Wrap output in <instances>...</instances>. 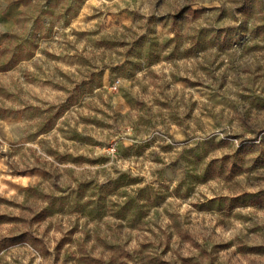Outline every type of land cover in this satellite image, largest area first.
<instances>
[{
  "label": "rangeland",
  "instance_id": "rangeland-1",
  "mask_svg": "<svg viewBox=\"0 0 264 264\" xmlns=\"http://www.w3.org/2000/svg\"><path fill=\"white\" fill-rule=\"evenodd\" d=\"M0 264H264V0H0Z\"/></svg>",
  "mask_w": 264,
  "mask_h": 264
},
{
  "label": "bare ground",
  "instance_id": "bare-ground-1",
  "mask_svg": "<svg viewBox=\"0 0 264 264\" xmlns=\"http://www.w3.org/2000/svg\"><path fill=\"white\" fill-rule=\"evenodd\" d=\"M218 243H219V245H224V243H227V242H218Z\"/></svg>",
  "mask_w": 264,
  "mask_h": 264
}]
</instances>
